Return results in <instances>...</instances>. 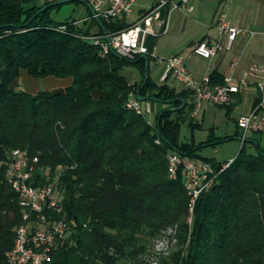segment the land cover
<instances>
[{"label": "trees", "instance_id": "trees-1", "mask_svg": "<svg viewBox=\"0 0 264 264\" xmlns=\"http://www.w3.org/2000/svg\"><path fill=\"white\" fill-rule=\"evenodd\" d=\"M45 7L37 0L0 3V264L25 213L6 178L13 150L36 159L30 185L54 184L61 208L46 213L66 231L45 264H150L152 242L165 234L170 248L156 264H264V149L256 144L247 152L246 139L190 211L180 173L168 177L167 155L206 162L215 172L223 163L199 156L210 140H178L181 126L200 125L189 116V91L175 89L169 76L159 84L149 77L157 38H148L147 55L133 61L112 51L100 58L82 39L95 21L83 22L86 28L55 23L50 11L59 6ZM130 24L99 22L98 34ZM124 67L138 71V82L121 74ZM21 70L70 83L58 92L16 91L11 85ZM208 76L210 86L222 84L218 71ZM137 91L165 106L152 124L125 108Z\"/></svg>", "mask_w": 264, "mask_h": 264}, {"label": "built area", "instance_id": "built-area-1", "mask_svg": "<svg viewBox=\"0 0 264 264\" xmlns=\"http://www.w3.org/2000/svg\"><path fill=\"white\" fill-rule=\"evenodd\" d=\"M37 1L49 5L62 0ZM79 1L90 8L91 15L88 19L97 23H108L118 18L127 20L135 2V0ZM172 11L191 13L193 9L190 0H151V6L147 11L133 21L126 30L116 34L104 32L87 35L82 39L89 41L97 49L100 58L112 51L125 60L133 61L147 55L145 42L148 38H158L166 33L169 14ZM214 26L217 39H207L196 43L192 49L195 56L213 61L220 53L229 52L237 37H255L253 32L240 28L224 13L217 16ZM157 63L164 64L160 81L169 76L190 92L189 116L193 119L204 110L206 105L229 106L236 96L253 87L256 92L255 97L248 111L236 121V126L240 130L239 140L242 144L252 134L264 136V65L251 63L235 75V65L230 64L222 76V84L210 86L208 74H204L199 81L194 80L186 69L183 57L179 55L169 56ZM125 108L142 116L151 112L148 104L141 109L133 94L129 95ZM9 161L6 178L11 190L17 195L19 206L25 210V213L22 218L23 224L15 229L12 249L5 255L6 264H45L50 259L55 243L64 237L66 231L63 220L51 221L46 214L61 213L54 194V184L42 187L30 185L36 159L30 160L25 151H11ZM230 162L231 160L221 164L218 172H215L206 162L170 153L167 155L168 177L170 180H175L180 173L184 189L190 198L189 210L191 211L198 195L214 183L217 175L226 169ZM165 243L170 246L168 240ZM149 260L150 264H156V259L153 257Z\"/></svg>", "mask_w": 264, "mask_h": 264}, {"label": "rangeland", "instance_id": "rangeland-1", "mask_svg": "<svg viewBox=\"0 0 264 264\" xmlns=\"http://www.w3.org/2000/svg\"><path fill=\"white\" fill-rule=\"evenodd\" d=\"M151 0H135L132 13L126 20L132 23L136 17L138 10L147 8ZM193 9L191 13L184 11H172L169 14L168 27L165 34L158 37L153 50V60L149 63L148 73L150 79L159 84L158 80L164 70V64H158L161 59L169 56L179 55L185 60L186 69L193 73L195 78H202L204 72L209 70L210 61L201 59L192 53V45L197 43L203 36H216L217 32L214 26L216 18L219 14L224 13L234 23L243 25L249 22L257 26L249 32L255 34V38L264 39V0H190ZM87 7L79 2H68L59 5L58 8H52L50 18L53 22L59 23L65 20L81 21L88 14ZM236 21V22H235ZM213 23V26H212ZM246 30V29H245ZM234 50L225 52L233 55ZM121 74L131 83L139 80V73L133 67H124ZM169 84L175 89H181L178 82L172 78L168 80ZM70 83V79H56L52 77L44 79H36L30 77L24 70L19 72V77L11 87L16 91L28 94H36L38 92H58ZM251 96L247 95L241 99V103L231 108L228 112L215 106H207L202 118V112H199L194 122L200 125L199 129L190 130L186 124L179 129L178 140L180 142L193 141L194 144L210 140L211 144L200 149L199 156L202 158L212 159L215 162L228 161L236 157L240 142V130L236 129L235 121L246 113L248 103ZM148 104L153 109L149 114L144 116L145 120L152 124L154 116L158 114L162 104L144 101L139 102L141 109ZM231 105V104H230ZM157 110V111H156ZM156 112V113H155ZM229 140L224 141L223 139ZM259 140V136L256 137ZM264 143V140L262 141ZM247 152L255 153V149L251 145L245 144ZM262 149V148H260ZM166 235L152 242V250L149 252L154 259L161 257L169 248L166 244Z\"/></svg>", "mask_w": 264, "mask_h": 264}, {"label": "crops", "instance_id": "crops-1", "mask_svg": "<svg viewBox=\"0 0 264 264\" xmlns=\"http://www.w3.org/2000/svg\"><path fill=\"white\" fill-rule=\"evenodd\" d=\"M39 4H41V3H39ZM150 6H151V1H150V5L147 8H142V9L138 10L136 19L140 15H142L144 12H146L147 9ZM87 9L89 10L88 11V14L81 21H76V20L74 21L73 20L75 22V26L76 27L81 28L83 22H87L88 23L87 26L90 25L89 22H91V20L88 19V18L91 15V11H90V9L88 7H87ZM224 14H225V12H224ZM239 22H238V24L237 23H234V22L233 23L236 24L237 26H239L240 28L244 29V30L246 29V31H249V30H251L253 28L254 29L257 28V26L254 25L251 22H249L246 25H243V24H241ZM95 24L96 25H94V26L92 25L91 28L88 31L90 33V35L98 34L100 32V30L98 29V23L95 22ZM87 26H84L82 28H86ZM212 26H213V23H212ZM207 39H217V35L216 36H210V35H207L206 34L199 41L207 40ZM195 45H196V43H194L191 46L192 47L191 49H193V47ZM232 48L234 50V52H233L234 54L233 55L230 56L227 53H220L216 59H214L213 61H210L209 62V64H208L209 70L207 69L206 72H204V74H206V73L208 74L211 71L216 70V71L219 72V74L221 76H223V74L227 71V68L229 67L230 64H234L235 65V71H234L235 72V75H238L241 71H243L244 69H246L251 63H257V64H260V65H264V39H257L255 37L254 38H248L247 36L237 37V39L232 44V47H231L230 51L232 50ZM152 55H153V53H152ZM188 73L191 75V77L194 80H196V81H199L200 80V78H195L193 76L194 75L193 73H191L189 71H188ZM170 79L171 78H169V80ZM158 82L159 83L161 82L160 81V77H159ZM68 85L69 84H67L65 86H61L63 88H61L60 90H63ZM255 94H256V92H255L254 88L253 87H250L243 94H240V95H238V96H236L234 98V102L232 103L233 106L231 108L238 106L241 103V99L242 98L246 97L247 95H250L251 96V100L248 103V108L246 109V112H247L248 109H249V107H250V105H251L252 99L255 97ZM207 106H210V105H206L205 108H204V110L201 111L202 112L201 118H202L204 112L206 111V109L208 108ZM164 108H165V106L162 105L160 110H162ZM153 109H155L154 106H153ZM153 109L151 108V111ZM234 124L236 126V121H235ZM236 129L238 130L237 126H236ZM257 136H259V138H260L259 140L256 139ZM225 139H228V138H225ZM263 140H264V136L263 135H260V134H252V135H250L248 137V141H250L252 143V146L255 147V145L258 144L259 148H262V149H264V143L262 142ZM228 161H230V160H228ZM224 162H227V161H221V163H224Z\"/></svg>", "mask_w": 264, "mask_h": 264}, {"label": "water", "instance_id": "water-1", "mask_svg": "<svg viewBox=\"0 0 264 264\" xmlns=\"http://www.w3.org/2000/svg\"><path fill=\"white\" fill-rule=\"evenodd\" d=\"M1 1L2 0H0V3H1ZM68 2H79V3H83V2H81V1H79V0H62V1H59V2H55V3H53V4H49L48 5V7H45V8H43L42 10H45L46 8H50V7H54V6H59V5H63V4H65V3H68ZM84 4V3H83ZM87 6V5H86ZM88 7V6H87ZM89 8V7H88ZM90 9V8H89ZM91 11V10H90ZM147 68L145 67V70H146ZM145 78H144V82H143V84L145 83V79H146V72H145ZM135 99H136V101H138V102H144V101H146V99L145 98H141V97H139L138 96V91L135 93ZM150 101H153L152 99H150Z\"/></svg>", "mask_w": 264, "mask_h": 264}]
</instances>
